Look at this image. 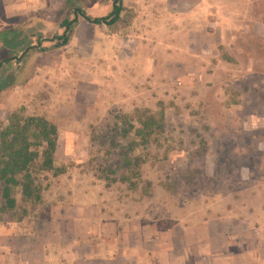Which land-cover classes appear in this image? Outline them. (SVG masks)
<instances>
[{"label": "rangeland", "instance_id": "1", "mask_svg": "<svg viewBox=\"0 0 264 264\" xmlns=\"http://www.w3.org/2000/svg\"><path fill=\"white\" fill-rule=\"evenodd\" d=\"M208 1V20L195 24L193 42L185 38L173 47L168 36L161 40V75L146 82L143 96L122 107L106 105L102 122L92 127L88 143H76L83 149L89 146L86 162L81 163L78 156L55 165L65 170L63 174L71 171L68 183L80 180V174L72 168L85 165L92 176L121 197L131 193L134 199L146 198L148 203L152 195L160 197L162 214H184L188 208H201L209 217L232 212L248 216L264 210V34L255 31L254 19L249 16L250 8L255 15L263 16L261 0H219L220 10L216 0ZM79 2L96 16L111 10L106 0ZM172 2L178 8L165 10L167 19H173L171 12L177 13L179 32L185 33L189 6L185 0ZM63 10L36 15V20L46 25L45 36L62 33L59 23ZM130 16L123 15L127 22ZM215 19L226 28L219 29ZM19 22L12 25L30 26ZM123 25L114 29L118 32ZM203 28H207L208 41L201 44L199 30ZM107 31L114 32L108 27ZM53 56L46 52L31 56L19 87L0 95V131L12 122L21 125L30 117L46 119L58 131V111L52 108L58 88L52 86L46 70L54 63ZM41 69L43 74H39ZM168 69L171 75H164ZM41 75L45 76L43 87ZM138 114L153 115L161 125L145 145L136 135ZM63 174L49 176L50 186L37 203L22 202L21 193H17L13 210L2 198L0 181V223L34 218L49 210L52 200L48 199L57 196L55 190L48 196V191Z\"/></svg>", "mask_w": 264, "mask_h": 264}, {"label": "crops", "instance_id": "2", "mask_svg": "<svg viewBox=\"0 0 264 264\" xmlns=\"http://www.w3.org/2000/svg\"><path fill=\"white\" fill-rule=\"evenodd\" d=\"M185 1L189 6L185 33L179 32L177 13L171 12L173 19H167L165 10L178 8L172 0H123L124 6L135 11L118 32L81 20L66 46L46 52L54 55V63L46 70L52 86L58 88L52 107L58 111L56 166L78 156L81 163L86 162L89 146L83 149L76 143H88L92 127L102 122L106 105L116 108L139 100L146 82L161 75L163 38H171L173 47L185 38L193 42L195 24L208 20L211 6L208 0ZM65 3L0 0V30L22 26H13L16 20L34 27L41 22L36 15L58 11ZM219 3L216 0L217 10L222 8ZM259 4L263 16L255 15L253 8L249 16L255 31L262 30L263 35L264 0ZM107 5L112 9L111 2ZM215 20L219 29L226 28ZM203 29L199 30L201 44L208 41L207 28ZM164 75H171V70ZM18 87L19 83L15 89ZM72 169L80 180L68 183L71 171L59 176L48 191V196L51 190L57 196L48 199L52 200L49 210L34 218L0 223V264H264V210L248 216L232 212L209 217L201 208L162 214L160 197L152 195L151 206H147L146 198L134 199L131 193L119 196L85 165Z\"/></svg>", "mask_w": 264, "mask_h": 264}, {"label": "trees", "instance_id": "3", "mask_svg": "<svg viewBox=\"0 0 264 264\" xmlns=\"http://www.w3.org/2000/svg\"><path fill=\"white\" fill-rule=\"evenodd\" d=\"M106 1L112 3L111 11L96 16L78 5L77 0H66L59 23L63 31L54 32L52 37L44 35L41 22L34 27L0 30V95L20 82L32 55L66 46L81 20L99 27L106 26L114 32L116 25L128 24L123 15L127 13L132 16L133 10L124 6L123 0ZM45 42L53 44L44 46ZM137 117L140 126L136 135L140 136L144 145L148 144L161 125L153 115L138 114ZM57 140L56 126L40 117L27 118L21 125L12 122L0 131L2 198L10 210L16 206L17 193H21L22 202L37 203L42 198V192L50 186L49 176L64 173V169L55 167Z\"/></svg>", "mask_w": 264, "mask_h": 264}]
</instances>
